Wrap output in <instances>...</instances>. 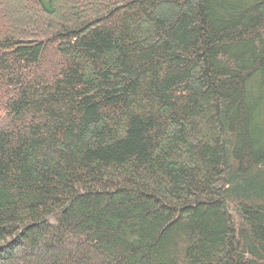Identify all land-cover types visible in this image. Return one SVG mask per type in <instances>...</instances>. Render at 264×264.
<instances>
[{"label":"trees","instance_id":"1","mask_svg":"<svg viewBox=\"0 0 264 264\" xmlns=\"http://www.w3.org/2000/svg\"><path fill=\"white\" fill-rule=\"evenodd\" d=\"M0 264H264V0H0Z\"/></svg>","mask_w":264,"mask_h":264}]
</instances>
